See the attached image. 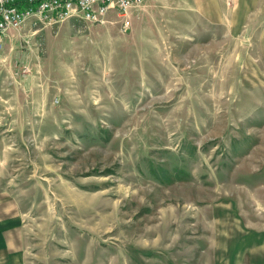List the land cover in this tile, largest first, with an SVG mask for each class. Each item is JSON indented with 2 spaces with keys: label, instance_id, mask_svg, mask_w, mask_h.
Returning a JSON list of instances; mask_svg holds the SVG:
<instances>
[{
  "label": "rangeland",
  "instance_id": "obj_1",
  "mask_svg": "<svg viewBox=\"0 0 264 264\" xmlns=\"http://www.w3.org/2000/svg\"><path fill=\"white\" fill-rule=\"evenodd\" d=\"M130 21L3 38L0 264H264V0Z\"/></svg>",
  "mask_w": 264,
  "mask_h": 264
},
{
  "label": "built area",
  "instance_id": "obj_2",
  "mask_svg": "<svg viewBox=\"0 0 264 264\" xmlns=\"http://www.w3.org/2000/svg\"><path fill=\"white\" fill-rule=\"evenodd\" d=\"M146 0H0V45L7 31L18 29L26 21L59 22L76 18L103 23L109 16L117 17L128 28L131 8Z\"/></svg>",
  "mask_w": 264,
  "mask_h": 264
}]
</instances>
